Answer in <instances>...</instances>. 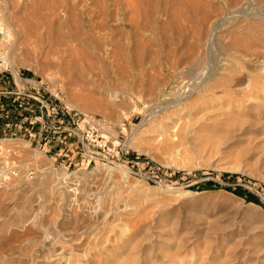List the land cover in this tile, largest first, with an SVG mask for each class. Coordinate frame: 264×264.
Wrapping results in <instances>:
<instances>
[{
    "label": "rangeland",
    "instance_id": "1",
    "mask_svg": "<svg viewBox=\"0 0 264 264\" xmlns=\"http://www.w3.org/2000/svg\"><path fill=\"white\" fill-rule=\"evenodd\" d=\"M0 21V264H57V252L101 264L132 233L148 251L171 230L191 264H264V47L243 54L237 42L264 24V0H0ZM256 76L260 87L234 97L253 123L226 133L200 121L172 152L164 138L165 150L150 145L154 124L222 96L213 83ZM40 99L58 116L38 120ZM88 185L109 201L93 202ZM140 248L122 259L143 260Z\"/></svg>",
    "mask_w": 264,
    "mask_h": 264
},
{
    "label": "bare ground",
    "instance_id": "2",
    "mask_svg": "<svg viewBox=\"0 0 264 264\" xmlns=\"http://www.w3.org/2000/svg\"><path fill=\"white\" fill-rule=\"evenodd\" d=\"M241 36H242V38H241V40H237V42L239 43L238 45H239V48L241 49V53H243V54H251V53H253V52H257L258 51V48L259 47H261V46H263L264 47V24H262V23H254V24H251V25H249V27L247 28V29H245L244 31H243V33L241 34ZM237 37V36H236ZM238 38V37H237ZM234 44H236L235 42H234ZM237 45V44H236ZM237 45V46H238ZM234 46V45H233ZM239 48H237V50L239 49ZM259 52V51H258ZM254 54V53H253ZM242 55V54H241ZM253 56V55H252ZM240 57V56H239ZM242 57V56H241ZM250 58V57H249ZM248 59V58H247ZM258 63H259V61H258ZM257 63V64H258ZM259 64H261V63H259ZM258 64V65H259ZM256 65V64H255ZM260 68V67H259ZM251 71V70H250ZM254 71V70H253ZM262 73H264V72H262ZM242 74V73H241ZM257 74V73H256ZM255 74V75H256ZM259 75H260V73H259ZM231 77H233V76H231ZM235 77H236V75H235ZM257 77V76H256ZM226 78V77H225ZM254 77H241V78H232V79H229V80H221V81H217V82H215V83H213L212 85H210L209 87L215 92V91H219L221 94H222V96H220V97H214V95H213V97H204L202 100H197V101H194L193 103H191V104H189L185 109L187 110H185V115L188 113V111H189V113L191 114V113H193V117L191 118V117H189L190 119H191V121L190 122H193L194 124H189L188 122H189V120H186V119H189V118H181V117H179V118H177V116H176V118L173 116V118H175V121H174V119H172L173 121H172V123H170L169 121V123L170 124H168V125H171V126H165V125H163L164 123L163 122H166L165 120L163 121V120H160V121H163V122H161V123H158V122H156V123H158L157 125H155L154 124V126L153 127H150L151 129H150V131H148L147 133H146V135H148V133H149V138H148V141L150 142V145L152 146V142L151 141H154L153 142V145L155 144V143H159V145H160V143L162 142V145H163V143H164V141L167 143H164V146H165V148H164V150L166 149V145H168L169 146V148H167L166 150H168L169 149V151H166V152H170L171 150H172V148L171 147H173V146H171L170 144H171V140H172V137L173 136H175V134H177V132L178 131H181V130H185L186 131V129H188V128H192L193 127V134H195L196 133V137L198 136V134L197 133H199V132H195V130L197 129V128H200V125L202 124H200V121H202L203 123H208V122H210V121H213L214 122V126L215 127H219L220 128V130H223L224 132H226V133H228V132H230V131H232V130H234V129H239V128H242L243 129V127H245L246 125H247V123H248V121L249 120H251V122H250V124L251 123H253V121H252V119H249V118H245V117H242V116H239L238 115V112L240 111V109H242V106H243V104L245 103L244 101H246V100H244L243 101V99L242 100H240L241 98L239 97V99H237V100H235L234 99V97L236 98V88H239L238 86L239 85H242V89H243V86L244 87H246L247 85H251V84H253V85H260V84H258V83H261V82H258L260 79L257 77V78H254ZM262 81V80H261ZM263 82V81H262ZM246 83V84H245ZM244 84V85H243ZM262 85L263 84H261V87H262ZM260 87V86H259ZM252 88V87H251ZM250 88V89H251ZM256 88V87H255ZM262 88H264V87H262ZM251 90H253V89H251ZM258 90V89H257ZM261 91H262V89H261ZM260 92V91H259ZM255 93V92H254ZM247 94V93H246ZM260 94H261V92H260ZM211 95V94H210ZM212 96V95H211ZM250 96V95H249ZM252 96V95H251ZM258 96V95H257ZM243 97H245V96H243ZM242 97V98H243ZM259 97V96H258ZM264 97V96H263ZM252 98V97H251ZM255 98H256V96H255ZM262 99V98H261ZM253 102H254V100H252ZM263 101V100H262ZM247 103H248V101H247ZM249 103H250V100H249ZM255 103H257V102H255ZM258 103H259V99H258ZM256 104V105H259V104ZM262 103H264V101L262 102ZM246 104V103H245ZM260 104H261V101H260ZM247 105V104H246ZM245 106V105H244ZM251 106H253V105H251ZM261 106L263 107V104H261ZM250 107V106H249ZM259 107V106H258ZM247 108V107H246ZM226 109V110H225ZM244 109V108H243ZM262 109V108H261ZM260 109V110H261ZM263 110H264V108H263ZM254 111V110H253ZM257 111V110H256ZM256 111H254V112H256ZM177 112V111H176ZM181 112H183V111H181ZM248 112H250V111H248ZM168 113H170V112H168ZM178 113V112H177ZM184 113V112H183ZM188 113V114H189ZM247 113V112H246ZM170 114H172V113H170ZM170 114H168L167 116L169 117V115ZM174 114L176 115V113L174 112ZM180 114H182V113H179V115ZM243 114V113H242ZM178 115V114H177ZM183 115V114H182ZM181 115V116H182ZM184 115V116H185ZM244 115V114H243ZM171 117H172V115H170ZM187 116V115H186ZM170 117V118H171ZM163 118H167L166 116L165 117H162V119ZM249 119V120H248ZM167 120V119H166ZM188 121V122H187ZM261 121V120H260ZM199 122V123H198ZM255 122V121H254ZM163 123V124H162ZM249 124V123H248ZM190 126H192V127H190ZM203 126V125H202ZM197 127V128H196ZM212 127V126H211ZM203 128H205V126L203 127ZM217 129V128H216ZM149 130V129H148ZM205 130V129H204ZM210 130V129H209ZM209 130H207V132L209 131ZM212 130H213V128H212ZM240 130V129H239ZM182 131V132H183ZM189 131H191V130H189ZM196 131H198V129L196 130ZM199 131H200V133H202L203 131L201 130V129H199ZM213 131H215V130H213ZM219 131V130H218ZM182 132H180V134H182ZM187 132V131H186ZM210 132H212V131H210ZM192 133V132H191ZM199 133V134H200ZM205 134H207V133H205ZM224 134V133H223ZM161 135V136H160ZM228 135V134H227ZM220 136V135H219ZM218 136V137H219ZM222 136H224V135H222ZM159 137V139H156V138H158ZM160 137L162 138V140L160 139ZM178 137V136H177ZM163 138L165 139L164 141H163ZM174 138V137H173ZM187 138V137H186ZM209 138V137H208ZM211 138V137H210ZM200 139H202V138H200ZM147 140V139H146ZM177 140V139H176ZM208 140V139H207ZM159 141H161V142H159ZM147 142V141H146ZM173 142H174V140H173ZM176 143V142H175ZM166 144V145H165ZM161 145V146H162ZM173 145V144H172ZM156 146H158V145H156ZM155 146V148H158V147H156ZM160 146V147H161ZM134 147V146H133ZM154 147V146H153ZM163 147V146H162ZM161 147V148H162ZM135 149V148H134ZM172 152V151H171ZM108 170V169H107ZM103 171V170H102ZM105 173V172H104ZM106 173H108V171H106ZM110 173V172H109ZM110 175H111V173H110ZM104 177V176H103ZM108 177V176H107ZM109 178V177H108ZM111 179V178H110ZM102 180V179H101ZM114 180V179H113ZM108 181H110L109 179H107V182ZM112 181V180H111ZM106 182V181H105ZM102 183V182H101ZM104 183V182H103ZM100 184V183H99ZM104 184H106V183H104ZM93 185V184H92ZM101 185H103V184H101ZM108 185H109V187L110 188H112V189H114L116 186H117V182H116V180L115 181H112V182H108ZM89 186V185H88ZM91 186V185H90ZM88 187V190H86V193L88 192L89 193V197L93 200V202H99V203H101L100 201L101 200H103V202H105L106 200L107 201H109L108 199H107V197H108V195L107 194H105L104 193V195L100 198L99 196H98V194L99 193H101L100 191L102 190V189H100V191L98 192V193H96V190L95 189H93L92 190V187ZM107 186V185H106ZM61 188H63V189H65V187H61ZM60 187L59 188H56V190H60L61 189ZM96 188H97V186H96ZM100 188H103L102 186L100 187ZM54 189V188H53ZM106 189V188H105ZM112 189H110V190H112ZM104 190V189H103ZM107 191L109 190V189H106ZM61 191H63L64 192V190H61ZM98 191V190H97ZM67 192V191H66ZM65 192V193H66ZM116 192V191H115ZM54 193V192H53ZM64 193V194H65ZM103 193V192H102ZM59 194V193H58ZM67 194V193H66ZM72 194H75L74 192L72 193ZM63 195V194H62ZM110 196H111V194H110ZM69 197V196H68ZM114 197H113V195H112V199H113ZM100 199V200H99ZM81 200V199H80ZM72 201H74V200H72ZM112 201H114V200H112ZM106 203V202H105ZM104 203V204H105ZM113 203V202H112ZM90 203H88L87 205H89ZM94 204V203H93ZM101 204H103V203H101ZM108 204V203H107ZM55 205V204H54ZM106 205V204H105ZM119 205V204H118ZM93 206V205H92ZM96 206V205H95ZM102 206V205H101ZM77 207H79L80 208V205L78 206L77 205ZM84 208H85V206H83ZM109 207V206H108ZM70 209V208H69ZM82 209V208H81ZM105 209V208H104ZM108 209V208H107ZM109 209H111V211L112 210H114V212H115V210L116 209H112V208H109ZM118 209H120V207L118 206ZM83 210H85V209H82V211ZM89 210H91V209H89ZM98 210H100V209H98ZM124 210V209H123ZM88 211V210H87ZM94 211V210H93ZM108 211H110V210H108ZM110 211V212H111ZM118 211V210H117ZM116 211V212H117ZM125 211V210H124ZM101 212V211H100ZM99 212V213H100ZM61 213V215L63 216V214H62V212H60ZM74 213V212H73ZM84 213V212H83ZM82 213V214H83ZM95 213V212H94ZM102 213V212H101ZM104 213V212H103ZM118 213H120V211H118ZM122 213V212H121ZM120 213V214H121ZM72 214V213H71ZM86 214V213H85ZM84 214V215H85ZM96 214V213H95ZM105 214V213H104ZM115 213H113L112 215H114ZM117 214V213H116ZM60 215V216H61ZM74 215V214H73ZM69 216V217H74V216ZM77 214H75V216H76ZM90 214H88V216H89ZM101 215H103V214H101ZM107 215H109L108 213H107ZM122 215V214H121ZM155 215V214H154ZM58 216V215H57ZM78 216V215H77ZM98 216V215H97ZM105 216V215H104ZM111 216V215H110ZM116 216V215H115ZM125 216H126V214H125ZM118 217V216H117ZM123 217H124V214H123ZM57 218V217H56ZM64 218V217H63ZM86 218V217H85ZM85 218L83 219V221L82 222H86V221H84L85 220ZM87 218H89V217H87ZM121 217H119V218H115L116 220H118V219H120ZM127 218V217H126ZM58 219V218H57ZM60 219H61V217H60ZM60 219H59V223H60ZM66 219H67V217H66ZM90 219V218H89ZM95 219H97V218H95ZM103 219V218H102ZM101 219V220H102ZM107 219H108V217H107ZM110 219H113V217L112 218H110ZM154 219V218H153ZM80 220V219H79ZM82 220V219H81ZM80 220V221H81ZM98 220V219H97ZM104 220V219H103ZM109 220V219H108ZM143 220V219H142ZM54 221V220H53ZM57 221V220H56ZM69 221V220H68ZM77 221H78V219H77ZM77 221H72L73 223H77ZM88 221V220H87ZM92 221L93 220H91L90 219V222L92 223ZM107 221V220H106ZM111 221V220H110ZM115 221V220H114ZM113 221V222H114ZM128 221H130V220H128ZM71 222V221H70ZM69 222V223H70ZM81 222V223H82ZM99 222V221H98ZM103 222V221H102ZM67 223V222H66ZM68 223V224H69ZM96 223V222H95ZM104 223V222H103ZM107 223H109V222H106L105 223V225H108L107 227H109L110 225L109 224H107ZM112 223V222H111ZM122 223V222H121ZM132 223V222H131ZM55 224V223H54ZM62 224H64L65 225V223L63 222ZM67 224V225H68ZM90 224V223H89ZM97 224V223H96ZM100 224H102V223H100L99 222V225ZM139 224V223H138ZM92 225V224H91ZM103 225V224H102ZM102 225H101V227H102ZM132 225V224H131ZM149 225V224H148ZM60 226V225H59ZM97 226V225H96ZM126 226H128V225H126ZM135 225L133 224V227H134ZM63 227V226H62ZM89 227H90V225H89ZM88 227V228H89ZM91 227H93V225L91 226ZM90 227V228H91ZM106 227V226H105ZM148 227V226H147ZM146 227V228H147ZM169 227V226H168ZM168 227L166 228V229H168ZM98 228H99V226H98ZM125 228V227H124ZM129 228H130V225H129ZM132 228V227H131ZM136 228V227H135ZM145 228V229H146ZM165 228V227H164ZM94 229V228H93ZM97 229V228H96ZM103 229H107V228H103L102 227V230ZM120 229V228H119ZM128 229V228H127ZM163 229V228H162ZM170 229V228H169ZM174 229V228H173ZM1 230H3V227L2 226H0V232H1ZM95 230V229H94ZM130 230V229H129ZM133 230V229H132ZM131 230V231H132ZM171 230V229H170ZM175 230V229H174ZM88 231H90L89 229H88ZM130 231V232H131ZM134 231V230H133ZM144 231V230H143ZM75 232V231H74ZM77 232V231H76ZM84 232V231H83ZM90 232H92V231H90ZM129 232V233H130ZM141 232V231H140ZM163 232V231H162ZM176 232V231H175ZM95 233V232H94ZM144 233H146L145 231H144ZM143 233V234H144ZM186 233V232H185ZM133 235L132 236H130L131 238H133L132 240H129V238L130 237H127L126 238V241L124 242V240H119L120 241V243L119 244H117L118 246H117V248L114 250V252L112 253V255H111V257L109 256V258H111L110 260H106V262H104V263H102L101 262V264H115L116 262L118 263L119 261V264H132V263H134V264H159V263H157V261L160 259V260H166V264L167 263H169V264H191L187 259V257L185 258V259H183V257H182V250L186 247V245H185V243L183 242V241H181V240H177V236H176V234L171 230L169 233H168V235H166V236H163V237H161L160 238V242L161 243H164V244H161V245H158V244H153V245H151V248H152V250H148L147 251V248L146 249H143V250H141V243L139 242V240H137L138 238H137V233H132ZM184 234V233H183ZM190 234V233H189ZM117 235V234H116ZM126 235V234H125ZM145 236H146V234H144ZM148 235V234H147ZM128 236V235H127ZM144 236V237H145ZM103 237V236H102ZM118 237V236H117ZM116 237V238H117ZM143 237V236H142ZM141 237V238H142ZM150 237V236H149ZM198 237V236H197ZM58 238V237H57ZM89 238V237H88ZM124 238V237H123ZM139 238H140V235H139ZM147 238H148V236H147ZM241 238V237H240ZM143 239V238H142ZM149 239V238H148ZM151 239V238H150ZM149 239V240H150ZM129 240V241H128ZM72 241V240H71ZM105 241V240H104ZM142 241V240H141ZM178 241V242H177ZM63 242V241H62ZM146 242H148V241H146ZM52 243V242H51ZM151 243V242H150ZM189 243V242H188ZM50 244V243H49ZM115 244V245H116ZM165 244H167V246L165 245ZM204 245H206L205 244V242L203 243ZM53 245H54V243H53ZM49 246V245H48ZM59 246V245H58ZM143 246V245H142ZM64 247V246H63ZM128 247H130L132 250L133 249H138V248H140V250L139 251H146L145 252V254H144V256H143V254H142V252H141V254H142V256H143V258H142V256L140 257V259H143V260H139V258H138V256L137 255H135V253L134 254H131V255H129V253L130 252H127V256L128 257H124V259H122V257L124 256V252H126V251H128L127 249H130V248H128ZM144 247H146V246H144ZM212 246L210 245V247H209V245H207V246H205V248H207V249H205L206 251L205 252H208V254H210V253H212V248H211ZM222 247V246H221ZM51 248V247H50ZM64 248H66V247H64ZM96 248V247H95ZM150 248V249H151ZM214 248V247H213ZM62 249V248H61ZM60 249V250H61ZM97 249H99V248H97ZM62 250H64V249H62ZM61 250V251H62ZM131 250V251H132ZM198 250V249H197ZM71 251V250H70ZM154 251L155 253H156V255H151L152 254V252ZM64 252V251H63ZM66 252H68V251H66ZM65 252V253H66ZM72 252V251H71ZM95 252V251H94ZM133 252H134V250H133ZM132 252V253H133ZM135 252H137V251H135ZM205 252H203V253H205ZM216 252H217V249H216ZM53 253H55V251L53 252ZM64 253V254H65ZM73 253V252H72ZM139 253V252H138ZM184 253V255H185V251L183 252ZM202 253V254H203ZM218 253V252H217ZM69 254V253H68ZM76 254V253H75ZM87 254V253H86ZM97 254V253H96ZM100 254V253H99ZM108 254V253H107ZM207 254V253H206ZM205 254V255H206ZM71 255H74V254H71ZM77 255H79V254H77ZM195 255V254H194ZM204 255V254H203ZM56 256V259H57V264H60V262L59 261H61L62 260V262H63V264H70V263H68V261H66L65 259H64V257L62 256V253H58L57 252V254L55 255ZM55 256H53V257H55ZM66 256V255H65ZM70 256V255H69ZM68 256V257H69ZM74 256H76V255H74ZM80 256V255H79ZM84 256V255H83ZM82 255H81V257H83ZM187 256H189V255H187ZM217 256V255H216ZM229 256V255H228ZM67 257V258H68ZM77 257V256H76ZM100 256H98V258H99ZM205 257H207V256H205ZM230 257V256H229ZM74 257H72V259H73ZM78 258H80V257H78ZM86 258V257H85ZM94 258V257H93ZM97 258V259H98ZM190 259L192 258V256H190L189 257ZM72 259H70V262H71V260ZM81 260H83L82 258H80ZM94 259H96V258H94ZM107 259H108V257H107ZM122 259V260H121ZM227 259V258H226ZM81 260H79L78 262H77V264L81 261ZM192 260H193V258H192ZM191 260V261H192ZM216 259L213 257V258H203L202 259V261H200V259H199V261H198V263L196 262L195 264H215V263H217L216 261H215ZM218 260V259H217ZM223 260V259H222ZM224 260H225V258H224ZM94 261V260H93ZM96 261H98V260H96ZM95 261V262H96ZM102 261V260H101ZM197 261V260H196ZM220 261V260H219ZM227 261V260H226ZM230 261V260H229ZM233 261V260H232ZM56 262V261H55ZM59 262V263H58ZM73 262V261H72ZM141 262V263H140ZM158 262H160V261H158ZM225 261H223L222 263L223 264H227V262H225ZM82 263V262H81ZM80 263V264H81ZM84 263V262H83ZM163 263V262H162ZM221 263V262H220ZM42 264V263H41ZM71 264H73V263H71ZM89 264V263H88ZM95 264V263H94ZM98 264H99V261H98ZM163 264H165V262L163 263ZM230 264V263H229Z\"/></svg>",
    "mask_w": 264,
    "mask_h": 264
},
{
    "label": "built area",
    "instance_id": "3",
    "mask_svg": "<svg viewBox=\"0 0 264 264\" xmlns=\"http://www.w3.org/2000/svg\"><path fill=\"white\" fill-rule=\"evenodd\" d=\"M6 35V30H5V27L4 25L2 24V22L0 21V36H5ZM26 97H29V98H34L33 96L31 95H26L24 94ZM38 103H39V108L41 109V111L45 110V114H40L37 118L38 120H41V121H44V120H49V118H54L56 116H58L59 112H58V109H56L54 106L53 107H50L48 104H47V101H43V100H38ZM57 130V129H55Z\"/></svg>",
    "mask_w": 264,
    "mask_h": 264
},
{
    "label": "trees",
    "instance_id": "4",
    "mask_svg": "<svg viewBox=\"0 0 264 264\" xmlns=\"http://www.w3.org/2000/svg\"><path fill=\"white\" fill-rule=\"evenodd\" d=\"M231 190V189H230ZM235 192H239L238 189L235 190ZM249 199H251L253 202L257 203V199L255 197H253L252 195L249 196Z\"/></svg>",
    "mask_w": 264,
    "mask_h": 264
}]
</instances>
